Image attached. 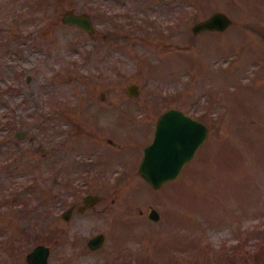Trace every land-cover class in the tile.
<instances>
[{
	"label": "rangeland",
	"instance_id": "374dc122",
	"mask_svg": "<svg viewBox=\"0 0 264 264\" xmlns=\"http://www.w3.org/2000/svg\"><path fill=\"white\" fill-rule=\"evenodd\" d=\"M215 9L233 21L193 32ZM170 105L209 130L154 187L137 165ZM39 241L59 264H264V0H0V264Z\"/></svg>",
	"mask_w": 264,
	"mask_h": 264
},
{
	"label": "water",
	"instance_id": "95a60500",
	"mask_svg": "<svg viewBox=\"0 0 264 264\" xmlns=\"http://www.w3.org/2000/svg\"><path fill=\"white\" fill-rule=\"evenodd\" d=\"M64 22L78 24L90 31L94 29L92 19L87 12L75 11L68 8L61 14ZM233 21L229 13L223 9H215L205 17L196 20L191 29L198 32L203 29H224ZM125 89L131 94L139 91V83L135 80L126 84ZM103 96V93H101ZM18 130L17 135H22ZM208 133V124L191 115L177 105L164 108L157 116L152 138L144 145L138 169L142 176L154 187L176 177L184 164L193 158L198 147L205 141ZM99 198L96 192H87L83 195L86 204ZM85 205L80 204L81 210ZM71 207H66L62 214L68 217ZM151 218L157 219L160 212L152 205L148 210ZM104 239V232L98 231L90 235L87 243L96 247ZM49 245L43 241L35 243L27 252L26 258L36 264H59L57 260H48Z\"/></svg>",
	"mask_w": 264,
	"mask_h": 264
},
{
	"label": "flooded vegetation",
	"instance_id": "af4514ba",
	"mask_svg": "<svg viewBox=\"0 0 264 264\" xmlns=\"http://www.w3.org/2000/svg\"><path fill=\"white\" fill-rule=\"evenodd\" d=\"M178 106V105H177ZM180 107V106H179ZM182 108V107H181ZM185 110V109H184ZM162 111V110H161ZM160 111V112H161ZM185 111H187L188 113H190L191 115H193V116H195V117H197V118H199V119H201V120H203L201 117H199V116H197V115H195L193 112H191V111H188V110H185ZM203 121H205V120H203ZM207 124H208V122L207 121H205ZM155 124V123H154ZM154 129V128H153ZM208 130H209V124H208ZM152 136H153V131H152ZM152 136L150 137V139L152 138ZM149 139V140H150ZM109 140L111 141V142H115V140L114 139H112V138H109ZM148 140V141H149ZM147 141V142H148ZM146 142V143H147ZM145 143V144H146ZM144 144V145H145ZM144 145H143V147H144ZM143 147H142V153H143ZM142 153H141V155H142ZM141 155H140V158H141ZM99 160V159H98ZM139 161H140V159H139ZM139 161H138V164H139ZM101 164H104V163H106V158H104V159H100V161H99ZM128 164V163H127ZM132 168H133V165H132ZM137 170H138V172H139V169H138V165H137ZM113 171H116V172H118V168H115ZM140 173V172H139ZM141 174V173H140ZM142 175V174H141ZM143 177V176H142ZM164 183V182H163ZM87 192H95V191H86V192H84L83 194H82V200L81 201H79L77 204H75V202L73 203H70L67 207H71V209H70V212H69V214H71L72 213V210H73V207H74V205H77V207H78V205H80V204H83V205H85V207L83 208V209H81V210H84L86 207H88V206H90V205H93L97 200H99L100 199V194L98 193V192H96V193H98L99 194V198L97 199V200H95V201H93V202H91V203H89V204H86V202H85V200L83 199V195L85 194V193H87ZM152 205H150V207H151ZM149 207V208H150ZM66 208V207H65ZM64 208V209H65ZM63 209V210H64ZM79 209V208H78ZM80 210V209H79ZM149 210V209H148ZM63 212V211H62ZM99 231H101V230H99ZM53 232V231H52ZM96 232H98V231H96ZM96 232H94V233H96ZM94 233H92V234H94ZM91 234V235H92ZM52 236L53 235H51V237L50 238H52ZM90 236V235H89ZM88 239V238H87ZM51 240V239H50ZM104 240V239H103ZM48 255H49V253H48ZM26 260H27V258H26ZM49 260V259H48ZM28 261V260H27ZM49 261H53V260H49ZM28 262H30V261H28ZM30 263H34V262H30ZM59 263V262H58ZM34 264H36V263H34Z\"/></svg>",
	"mask_w": 264,
	"mask_h": 264
},
{
	"label": "trees",
	"instance_id": "16d2710c",
	"mask_svg": "<svg viewBox=\"0 0 264 264\" xmlns=\"http://www.w3.org/2000/svg\"><path fill=\"white\" fill-rule=\"evenodd\" d=\"M50 239H51V238H49V240H48V239H47V240H48V241H51Z\"/></svg>",
	"mask_w": 264,
	"mask_h": 264
}]
</instances>
